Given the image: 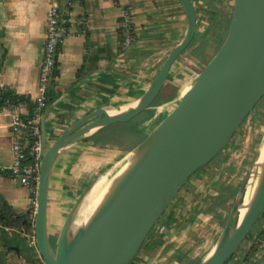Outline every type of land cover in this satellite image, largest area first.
<instances>
[{"label": "water", "instance_id": "obj_1", "mask_svg": "<svg viewBox=\"0 0 264 264\" xmlns=\"http://www.w3.org/2000/svg\"><path fill=\"white\" fill-rule=\"evenodd\" d=\"M179 1L186 14L185 33L134 105L115 113L98 107L48 145L41 125L43 153L33 226L36 249L46 264H133L159 223L176 207L181 190L226 147L264 97V0H234L221 44L175 105L133 148L89 223L84 221L71 230L80 194L51 239L48 180L56 158L74 139L130 120L154 103L172 63L195 38L193 3ZM252 171L256 180L246 211L239 219L237 204L247 180L215 242L195 264H226L246 239L264 209V161L255 160Z\"/></svg>", "mask_w": 264, "mask_h": 264}, {"label": "crops", "instance_id": "obj_2", "mask_svg": "<svg viewBox=\"0 0 264 264\" xmlns=\"http://www.w3.org/2000/svg\"><path fill=\"white\" fill-rule=\"evenodd\" d=\"M61 1L70 4L66 16L67 32L57 57L58 74L53 84L56 93L38 113L40 131L41 125L45 128L46 145L70 124L98 107L115 113L134 105L170 50L182 39L187 23L179 0ZM191 1L198 34L210 26L213 16H229L234 2ZM46 10L47 0H0V84L32 98L38 93ZM125 11L132 20L134 39L128 47L120 49L119 41L124 31L118 25ZM198 37L172 63L158 94L159 100H156L159 103L144 110L151 112L152 117L140 126L142 136L156 125L154 122L164 109V101L179 96L200 70L201 62L192 54ZM19 111L24 112L25 108L20 107ZM11 120V110L0 109V194L16 212H21L34 202L30 190L8 170H1L12 161ZM93 133L96 131L90 134ZM90 134L65 146L52 166L47 203L50 236L60 229L67 212L89 186L98 166L102 164L101 169L110 173L132 148L113 147L111 141L95 143ZM130 139L131 143L136 140L134 136ZM189 211L190 214L186 211L182 217L181 227L167 238L174 240L166 244V250L171 243H175V248L184 244L187 234L200 224L199 213ZM159 254L157 250L149 263ZM9 255L11 260L7 264H25L21 253L10 251ZM245 257L235 263L264 264V250Z\"/></svg>", "mask_w": 264, "mask_h": 264}, {"label": "rangeland", "instance_id": "obj_3", "mask_svg": "<svg viewBox=\"0 0 264 264\" xmlns=\"http://www.w3.org/2000/svg\"><path fill=\"white\" fill-rule=\"evenodd\" d=\"M231 10V9H230ZM227 19V16H220ZM210 27V26H209ZM202 30L197 38V44L208 37V40L213 42V35H210V28ZM227 32V28H226ZM198 36V35H197ZM205 37V38H204ZM210 41L207 43V49L205 51L206 59L212 55L216 49L215 45H211ZM206 60H202L204 65ZM202 65V66H203ZM201 66V67H202ZM179 96L164 101L160 117L154 122L157 124L160 119L169 112V110L178 101ZM159 100V99H158ZM161 100V99H160ZM172 102V103H171ZM159 103V102H158ZM139 124V123H135ZM132 125V123H131ZM133 126V125H132ZM135 127V126H133ZM124 127L121 124H115L108 129L102 130L104 142H112L113 147H132L123 160H118L119 164L110 170V173H105L109 170H102L100 164L96 169L93 179L89 181V186L82 193V199L76 209L75 223L72 225V231L74 228L85 221L87 217V205L89 204L87 195L90 192L91 187L95 182L103 177L105 174V183L107 189L112 185V181L118 171L129 159L133 147L137 142L131 143L136 133L134 129ZM134 131V132H133ZM122 132V134H121ZM121 135V137H120ZM138 134L135 139L140 138ZM90 138L93 140L94 136L90 134ZM106 140V141H105ZM136 141V140H135ZM264 141V97L259 101L256 107L247 116L239 129L231 138L228 145L209 163L204 169L191 180L188 187H185L180 192V198L176 203V207L172 211V214L167 215L157 226V232L152 240L149 241L145 247L141 249L136 257V262L133 264H191V259L202 257L211 245L215 242L220 230L223 227L224 221L230 212L231 206L239 193V189L245 180L248 182L247 193L251 194L254 182L256 180V173L252 172L253 165L257 159L259 149ZM121 165V166H120ZM109 166H107L108 168ZM95 168V167H94ZM100 169V170H98ZM106 169V168H105ZM35 201V200H34ZM211 206L215 210L222 212V219L215 218V211L211 209ZM189 209L193 212H198L200 215L198 226L189 232L186 241L180 243L177 248L174 247L175 243H171L166 250L165 246L170 243L171 240H167L180 226L182 217L187 211L190 214ZM258 226V224L256 225ZM58 230L51 234V239L54 240ZM166 239V240H165ZM254 239L249 238L244 241L238 248L234 256L226 264H236L237 260H240L245 255V249L253 242ZM28 239H21L20 245L23 252H27ZM183 244V245H182ZM260 249L257 252L264 250V241L258 244ZM167 247V246H166ZM157 250L160 254L157 257H153L151 262L149 260ZM162 252V253H161ZM174 253V255H171Z\"/></svg>", "mask_w": 264, "mask_h": 264}, {"label": "built area", "instance_id": "obj_4", "mask_svg": "<svg viewBox=\"0 0 264 264\" xmlns=\"http://www.w3.org/2000/svg\"><path fill=\"white\" fill-rule=\"evenodd\" d=\"M69 4L70 2L61 0H47L43 55L40 61L38 77V93L33 97V100L36 102L34 116L29 119H23L19 111L20 105H9L7 107L12 112L10 123L12 161L8 166L2 167L1 170H8L10 175L16 177L22 185L26 186L29 190H35V192L40 160L43 153L38 113L47 105V92L50 84L54 82L56 77L54 70L57 68L59 45L67 32L66 16ZM118 26L124 31V35L119 41V48L125 49L134 39L132 20L128 12H123ZM26 131H28V135H26ZM27 148L31 154V160L22 162V159L25 157V149ZM28 239L29 243L35 246L34 230L32 234L28 235ZM42 262L46 264L43 260Z\"/></svg>", "mask_w": 264, "mask_h": 264}, {"label": "trees", "instance_id": "obj_5", "mask_svg": "<svg viewBox=\"0 0 264 264\" xmlns=\"http://www.w3.org/2000/svg\"><path fill=\"white\" fill-rule=\"evenodd\" d=\"M228 19L229 16L226 19L218 15L213 16V18L211 19V24L209 28L211 29L210 35H213V42L208 40L207 37L205 41L202 40L199 44H197L192 52L194 57L200 60L201 65H203L202 60H206L207 62V60L213 55V54L210 55V57L206 59L205 51L207 49L208 41H210L211 45L216 46L215 51L221 44L226 34ZM120 32L122 33L121 30ZM198 33L199 31H196L195 37L199 35ZM57 74H58V69L56 68L54 70V75L56 76ZM53 84L54 82L50 84L47 92V99H46L47 103L54 98L56 93L54 91ZM9 105H20L21 107H24L25 111L20 112V115L23 119H29L33 117L35 114L36 102L29 94L19 93L10 86L0 84V109L4 107H8ZM131 121L132 119L123 122H116L97 129L96 133L92 134V137L94 136L93 141L95 143H99L101 141L104 142V139L100 137V134L98 132H102V130L108 129V127L115 124H121L127 129ZM140 133L141 132L135 134L134 136L136 137ZM26 135H28V131H26ZM139 136L140 138L136 139L137 142L140 141V139H142L143 137L142 135ZM30 160H31V154L27 148L25 149V157L22 159V162H28ZM35 195H36L35 190H30V197L32 198L33 201L35 200ZM34 207L35 206L33 202L32 205H30L25 211L16 212L13 209V207L8 203V201L0 194V264H7L10 262L11 260V256L9 255L10 251L21 253L23 262L25 264H44L34 245L29 243L27 245V250H28L27 252H23L20 245L21 239H25V238L28 239V235L33 233ZM211 209L215 211L214 213L215 218L218 219L223 218L221 211L215 210L213 206H211ZM257 224L258 226H256ZM157 229L158 228H156L154 232L151 234L147 244L155 236L156 232L158 231ZM249 238H252L254 240L248 245V248L245 249V253H244L245 255H243L244 257L245 256L248 257L254 254L255 252H257V250L260 249L258 244L264 241V209L258 216L256 222L250 229L244 241H246ZM199 259L200 257L191 259V264H195Z\"/></svg>", "mask_w": 264, "mask_h": 264}, {"label": "bare ground", "instance_id": "obj_6", "mask_svg": "<svg viewBox=\"0 0 264 264\" xmlns=\"http://www.w3.org/2000/svg\"><path fill=\"white\" fill-rule=\"evenodd\" d=\"M157 99H158V97L155 99L153 104H158V102H156ZM151 117H152L151 112H149L148 110L142 111V112L138 113L135 117L132 118V121L130 122L129 128H132L133 126H135V127H133V129H134L135 133L137 134V133H139V131H141L140 126L147 123V121H149L151 119ZM131 123L133 126L131 125ZM135 123H139V124H135ZM256 161L260 164H262L264 161V141H263V144L261 145V147L259 149ZM105 175L103 177L99 178L95 182V184L91 187L90 192L87 195V199H88L89 204L87 205V214L88 215L85 218V224L89 223V221L91 220L95 211L98 209V207L100 206V204L102 203L104 197L106 196V194L108 192L106 185H104V183H105L104 179L106 177ZM249 180H250V178H249ZM249 180H248V182H249ZM248 182L246 184L245 193L242 196L241 201L237 204V210L236 211H237L239 219L243 215V213L246 211L248 204H249V200H250V196L247 193Z\"/></svg>", "mask_w": 264, "mask_h": 264}]
</instances>
